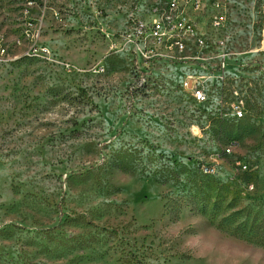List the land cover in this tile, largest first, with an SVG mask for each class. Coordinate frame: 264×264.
<instances>
[{"label": "rangeland", "instance_id": "obj_1", "mask_svg": "<svg viewBox=\"0 0 264 264\" xmlns=\"http://www.w3.org/2000/svg\"><path fill=\"white\" fill-rule=\"evenodd\" d=\"M34 1L0 0V264H264V0L185 5L204 57L143 84L170 0Z\"/></svg>", "mask_w": 264, "mask_h": 264}, {"label": "built area", "instance_id": "obj_2", "mask_svg": "<svg viewBox=\"0 0 264 264\" xmlns=\"http://www.w3.org/2000/svg\"><path fill=\"white\" fill-rule=\"evenodd\" d=\"M34 2V0H29L28 3L33 5ZM212 2L218 4L217 0H212ZM188 4L194 10L204 8L203 0H170L168 2V12H165L163 15V17L167 16V19L157 16L146 20L142 17L132 15L131 33L127 41H129V44H131V47L136 52L137 63L142 64V66H139L142 84L147 80L144 73L151 68L155 58L163 57V59L174 61L191 60L189 65L197 67V60L204 57L200 53H186L189 49V39L195 36V28L187 16L188 12L185 7ZM221 22L222 19H219L216 21V25H220ZM202 39H199V44L205 42ZM219 44H223V42ZM219 44L218 46L220 47ZM28 54L38 55L39 50L33 48L31 53ZM218 58V65L225 68L229 63L230 54L224 49L218 55ZM140 67L142 68L140 69ZM182 83L183 87L191 93L196 101L203 103L208 100V94L203 86L201 77L193 70H188L185 73ZM235 113L239 117L243 116L242 108L235 106Z\"/></svg>", "mask_w": 264, "mask_h": 264}, {"label": "bare ground", "instance_id": "obj_3", "mask_svg": "<svg viewBox=\"0 0 264 264\" xmlns=\"http://www.w3.org/2000/svg\"><path fill=\"white\" fill-rule=\"evenodd\" d=\"M31 51H32V50H30V52H29V53H31Z\"/></svg>", "mask_w": 264, "mask_h": 264}]
</instances>
